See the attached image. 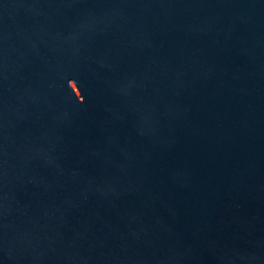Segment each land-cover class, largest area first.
<instances>
[{"label":"water","instance_id":"95a60500","mask_svg":"<svg viewBox=\"0 0 264 264\" xmlns=\"http://www.w3.org/2000/svg\"><path fill=\"white\" fill-rule=\"evenodd\" d=\"M0 264H264V0H0Z\"/></svg>","mask_w":264,"mask_h":264}]
</instances>
